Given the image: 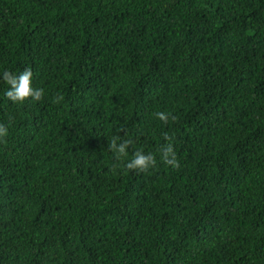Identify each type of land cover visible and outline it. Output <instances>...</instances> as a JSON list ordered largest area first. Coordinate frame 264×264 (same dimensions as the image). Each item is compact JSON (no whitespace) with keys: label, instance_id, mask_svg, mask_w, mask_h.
<instances>
[{"label":"trees","instance_id":"obj_1","mask_svg":"<svg viewBox=\"0 0 264 264\" xmlns=\"http://www.w3.org/2000/svg\"><path fill=\"white\" fill-rule=\"evenodd\" d=\"M25 67L40 101L0 80V264H264V0H0V71Z\"/></svg>","mask_w":264,"mask_h":264},{"label":"clouds","instance_id":"obj_2","mask_svg":"<svg viewBox=\"0 0 264 264\" xmlns=\"http://www.w3.org/2000/svg\"><path fill=\"white\" fill-rule=\"evenodd\" d=\"M0 80L8 85L4 90L3 96L12 104H21L26 101L38 102L44 96V89L33 86V72L29 67L20 71H10L7 68L0 71ZM156 119L161 122H167L170 119L168 113L157 111L154 113ZM9 132L7 124L0 122V140H3ZM164 143L158 150L159 162L175 169L180 166L174 144L168 142V134L164 133ZM133 140L124 138L120 135L113 136L108 140L107 148L116 160L128 155V150ZM157 157L151 152H145L142 149L136 150L130 159L124 160V167L128 170L147 171L156 166Z\"/></svg>","mask_w":264,"mask_h":264}]
</instances>
